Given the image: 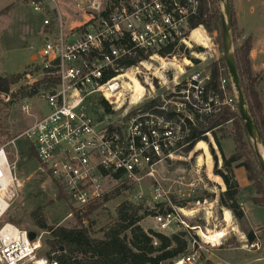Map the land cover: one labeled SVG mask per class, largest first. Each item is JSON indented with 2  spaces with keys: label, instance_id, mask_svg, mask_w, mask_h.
<instances>
[{
  "label": "built area",
  "instance_id": "2783aa9c",
  "mask_svg": "<svg viewBox=\"0 0 264 264\" xmlns=\"http://www.w3.org/2000/svg\"><path fill=\"white\" fill-rule=\"evenodd\" d=\"M24 1L44 16L46 33L38 63L23 75L26 84L17 91V84L13 85L9 94L1 96L3 101L18 105L34 122L0 145V221L23 189L18 176L21 155L17 143L24 140L37 170L63 190L70 205L80 213L105 203L113 183L142 185L146 180L153 181L152 196L159 212L153 216L156 229L152 230L166 236H189L191 251L173 264H196L204 246H222L229 229L225 211L235 223L233 213L219 207L218 201L214 205L207 199L198 200L197 205H208L205 220L207 224L213 222L215 230L191 226L189 219L196 218L199 209L172 204L171 187L158 180L159 166L187 162L196 153L204 154L194 152L200 142L188 155L184 152L193 142L189 141L190 125L195 126L225 107H237L236 97L228 95L233 87L225 69H219L220 88L216 91L215 61L208 64L206 59L188 57L191 54L197 58L195 46L209 51L215 48L214 40L203 27H191L200 0H110L104 9L76 28H69L60 13L51 16L52 10L57 11L56 0ZM48 5L56 9H49ZM196 31L209 39L208 47L194 38ZM137 56L142 59L135 66H123L126 60ZM129 72L140 85V78L145 79L142 93H136L134 88L122 91L124 79L119 78ZM152 79L157 80V85ZM35 100L47 104L48 115H34ZM103 100L111 113L101 105ZM205 144L210 153V145ZM184 179L180 175L175 183L185 184L192 192L202 184L199 179L186 184ZM166 205L170 211L160 212ZM216 206L220 208L223 226L214 217ZM193 228L225 235L216 243L209 242L200 234L191 233ZM30 234L13 224L0 226V264H58L47 258L37 259L42 238L36 234L31 240ZM153 246H159L157 239ZM250 247L259 248L257 243Z\"/></svg>",
  "mask_w": 264,
  "mask_h": 264
},
{
  "label": "rangeland",
  "instance_id": "374dc122",
  "mask_svg": "<svg viewBox=\"0 0 264 264\" xmlns=\"http://www.w3.org/2000/svg\"><path fill=\"white\" fill-rule=\"evenodd\" d=\"M7 1L0 0V6L4 5ZM109 1L56 0L57 7L64 13V19L68 26L70 20L76 25L83 23L86 21L85 19L104 9ZM219 2L221 15H223L224 6L221 1ZM230 4L233 15L234 53L246 39L249 37L252 38L254 44L251 52V54H254L252 58V69L254 71V77L258 75L254 87L255 91L259 94L260 100L264 103V0H230ZM17 5L14 9L9 8L6 10L3 13L5 14L4 18L0 16V77L20 75L21 79L14 87L16 91L26 84L22 80L25 71H29L32 65L38 63L36 61L38 60L41 49L40 35L46 31L43 26V16L33 12L27 3H19ZM96 5H98V8H95ZM48 8L56 9L54 5H48ZM50 13L53 16L56 14V11L52 10ZM220 29L222 33V28ZM208 35L214 40L215 48L212 47L211 51H209L204 47L195 46L193 51L198 52L195 54L197 58L191 54L188 57L197 61L206 59L205 63L208 64L214 61L215 63L221 64L224 56L223 48L220 47L218 33L214 31ZM199 49H202V52ZM210 56H214V58L212 59ZM33 59H35L34 62ZM126 74L129 76L122 81V87L124 88L122 91H130L129 86H133L129 80V77H131L130 72ZM152 80L157 85V80ZM140 82L143 85L145 79L140 78ZM127 95L129 96L130 93ZM228 95L235 97L234 91H228ZM32 106L36 117L48 115L50 112L44 101L35 100L32 102ZM127 106L128 102H126L124 109ZM237 115L239 116V114ZM33 122L34 118L27 117L18 105L7 103L0 99V145L17 137ZM240 127L242 128L244 125L241 123L239 116L238 119L230 121L214 133L207 134L210 143L208 144L211 145L210 147L215 151L218 158V169H223V159L215 140H220L223 153L226 158H229L235 152V144L232 140L234 134L237 133ZM243 141L245 143V149L247 151H253L255 157L249 153L244 156L242 161L250 159L258 177L254 184L249 181L248 173L244 168H235L234 173L238 184L248 182L249 186L240 191L239 197L241 202L245 204V211L247 212L249 222L255 224V229H250L245 220L238 222L234 219L235 226L232 230L230 228L228 229V234L223 241V245L217 248L204 246V249L198 254L199 260L196 264H264V177L258 165L253 142L249 136H244ZM17 148L21 155L18 176L24 185L12 204L8 215L0 221V226L10 223L22 230L38 233L43 241V247L38 254V260L46 258V253L49 250L45 245V241L48 238L47 233L39 230L32 221L31 215L38 209L42 210L48 225L68 228H75L80 225L87 226L94 238H101L108 226L116 220L118 206L126 201L143 204L149 213L152 211L159 212L157 202H155L152 196L153 181L148 180L144 181L142 185L126 183L125 181L113 183L110 187V195H108V200L105 203L89 208L82 213L77 212L67 199L60 198V189L49 182L37 170L36 160L31 157L29 159L30 152L28 150V143L24 140L18 141ZM260 148L263 149L262 147ZM211 152L212 150L210 148L212 158L210 167L204 154L200 152L194 154L187 162H167L163 166H159L158 180L166 187H171L169 191L171 192L172 204H183L188 210L199 209L197 217L189 219L191 226L199 225L203 229L207 226L208 229L215 230L213 222L207 224L206 220H204L209 212L208 205H203L202 202L200 206L196 204L198 200L207 199V202H213L215 203L214 205H217L218 201L220 207V201L224 197L225 190L222 188L224 183L214 173L215 160ZM26 156L29 159L28 161H25ZM180 175L185 176L184 180L186 184L193 179L201 180L202 184H200L196 192H192L185 184L178 185L175 183V181H178ZM215 178H218L219 181H216ZM117 191L119 192L117 193ZM168 207L166 205L160 212L168 209ZM219 207L217 208L216 206L214 209V217L221 224L222 220ZM153 216H148L141 223L144 230L156 229ZM79 217L82 219L80 222ZM202 218L203 220H201ZM250 231L257 233L256 243L258 244V249L251 248V243L246 239L245 233L247 234ZM236 233H240L241 235ZM187 239L189 240V236H187ZM197 239L200 240L198 237ZM188 248V252H190L191 247ZM26 264L33 263L29 262Z\"/></svg>",
  "mask_w": 264,
  "mask_h": 264
},
{
  "label": "trees",
  "instance_id": "16d2710c",
  "mask_svg": "<svg viewBox=\"0 0 264 264\" xmlns=\"http://www.w3.org/2000/svg\"><path fill=\"white\" fill-rule=\"evenodd\" d=\"M219 1L200 0L199 11L192 19L191 27H203L208 34L217 31L220 47L223 48L220 29L222 28V15ZM253 46L252 38L249 37L236 49L235 60L250 113L258 125L264 144V103L260 100L254 87L258 75L254 77L252 69L251 52ZM141 59L139 56L128 59L123 63V66L125 68L133 67ZM222 61L221 64L215 63L213 65V87L216 91L220 88L219 69L224 68L225 76H228L224 58ZM20 79V75L0 77V99L2 95L9 94L11 86L18 84ZM229 90L232 91L230 88ZM21 91L24 92L25 90L22 89ZM101 105L105 107L107 113H111L110 106L106 101H101ZM237 114H239L237 107L236 110L225 107L220 113L198 121L195 126L190 125L189 141L193 142L185 149V154L191 153L198 142L209 143L207 134H212L230 121L238 119L240 114L239 116ZM241 123L244 127H240L233 136L235 152L229 158L224 155L220 140H215L223 159V169H218V158L215 151L210 147L215 160L214 173L222 179L225 186L224 197L220 204L230 210L238 222L245 220V213L239 197L241 188L236 180L234 169L244 168L248 173L249 181L254 184L258 177L252 161L250 159L242 161L245 155L250 153L255 157V154L253 151L245 149L243 140L244 136H248V133L242 119ZM261 173L263 175L262 170ZM60 198L67 199L63 190H60ZM107 200L108 197H106L105 202ZM179 206L185 205L179 204ZM168 210L170 211V209ZM154 214V211L149 213L143 204L126 201L118 206L116 220L104 231L102 239L94 238L83 225L75 228L50 226L41 209L32 213L31 217L34 225L48 235L45 241V245L49 249L46 258L50 261L55 260L58 264H173L174 261L187 253L189 240L185 234L182 235L181 233L166 236L152 229L145 231L141 223L145 218ZM81 220L79 217V222ZM245 236L249 243H253L256 239L253 231L245 233ZM154 239H157L158 247L153 246ZM61 247L64 248V251H60Z\"/></svg>",
  "mask_w": 264,
  "mask_h": 264
},
{
  "label": "water",
  "instance_id": "95a60500",
  "mask_svg": "<svg viewBox=\"0 0 264 264\" xmlns=\"http://www.w3.org/2000/svg\"><path fill=\"white\" fill-rule=\"evenodd\" d=\"M224 6V14L222 15V42H223V56L227 66L231 85L237 100V108L242 121L245 123L250 140L253 142L254 150L258 159L259 166L264 175V158L261 155L260 147L264 150V144L260 130L249 110L243 86L241 84L240 75L237 69L235 53L233 47V15L231 12L230 0H220ZM98 8V5L95 6ZM184 235V233H181ZM36 238L35 233L30 234V239ZM60 251H64L61 247Z\"/></svg>",
  "mask_w": 264,
  "mask_h": 264
},
{
  "label": "bare ground",
  "instance_id": "6f19581e",
  "mask_svg": "<svg viewBox=\"0 0 264 264\" xmlns=\"http://www.w3.org/2000/svg\"><path fill=\"white\" fill-rule=\"evenodd\" d=\"M194 38L198 41V42H200V43H203L205 46H209V39L201 32V31H196L195 33H194ZM200 57H202V56H200ZM186 63H188V61L186 62ZM131 75V74H130ZM129 75H127V76H123V77H120L119 78V80H122V79H125V78H127ZM130 78V81L132 82V84H133V86H129V88H134L135 89V92L136 93H142L143 91H144V89L142 88L143 86L142 85H140L139 83H138V81H136L132 76L131 77H129ZM126 82V81H125ZM123 84V83H122ZM125 84V83H124ZM119 88H121L120 86H119ZM119 88H117V90L119 89ZM199 151H204V156H205V158L207 159V163H208V165H209V167H210V165H211V155H210V153H209V150H208V147H207V145L205 144V142H200L197 146H196V148H195V151L194 152H199ZM260 151H261V155H262V157L264 158V151H263V149H261L260 148ZM216 179V181H219V179L218 178H215ZM193 212H195V211H192V213ZM225 222H226V225L230 228V229H233L234 228V226H235V223H232V220H231V215H230V213L226 210L225 211ZM191 233H196V234H200L204 239H206L207 241H209V242H214V243H216V242H218L219 241V239H221L225 234H224V232H221V233H219L218 231H211V230H209V232L208 233H206V232H202L200 229H198V228H193V229H191Z\"/></svg>",
  "mask_w": 264,
  "mask_h": 264
},
{
  "label": "crops",
  "instance_id": "0c3cea01",
  "mask_svg": "<svg viewBox=\"0 0 264 264\" xmlns=\"http://www.w3.org/2000/svg\"><path fill=\"white\" fill-rule=\"evenodd\" d=\"M26 4V2L24 1V0H8L4 5H2V6H0V16H2L3 18L5 17L4 15L5 14H3L6 10H8L9 8H12V9H14V8H16L15 6L17 5V4ZM17 7H18V5H17ZM34 12V11H33ZM56 13H60L61 14V16L63 17V19H64V13H62L60 10H59V8L57 7V11H56ZM40 15V14H39ZM41 16H43V15H41ZM44 17V16H43ZM68 17V16H67ZM88 18V17H87ZM89 19V18H88ZM88 19H85L86 21L88 20ZM65 20V19H64ZM86 21H84V22H86ZM83 22V23H84ZM72 23V24H71ZM83 23H79L78 25H76L74 22H72V20H70V24H69V28H76V27H79V26H81ZM74 25H76L75 27H74ZM73 26V27H72ZM45 33H46V31H45ZM44 32L40 35V42H41V46H42V43H43V35L45 34ZM253 56H254V54L252 53L251 54V58H253ZM35 61V59H33V62ZM30 152V151H29ZM30 157L31 158H33V155H32V153L30 152V156H29V159H30ZM26 158V160L25 161H28L29 159H28V157L26 156L25 157ZM34 159V158H33ZM21 160V159H20ZM35 160V159H34ZM240 185V188H241V190H244V188H246L247 186H249L248 185V182L247 183H242V184H239ZM219 186H223V185H219ZM224 190H225V187L223 186L222 187ZM241 205H242V207L244 208L243 210H244V212H245V221L248 223V225H249V228L250 229H252V230H254L255 229V224L254 223H250L249 222V219H248V216H247V212L245 211V204L243 203V202H241ZM72 217V216H71ZM201 220H203V218L201 219ZM204 220H205V218H204ZM8 224H10V223H8ZM205 227H207V226H205ZM89 232H90V230L87 228V226L85 227ZM31 233H35V232H31ZM35 234H38V233H35ZM90 234L92 235V233L90 232ZM254 235H255V237L257 236V233H254ZM93 236V235H92ZM103 238V235L101 236V239ZM256 240L257 239H255V241L253 242V243H256ZM253 243H251V244H253Z\"/></svg>",
  "mask_w": 264,
  "mask_h": 264
}]
</instances>
